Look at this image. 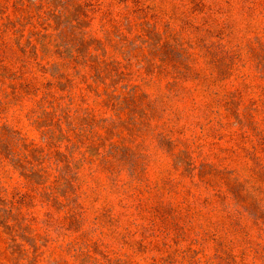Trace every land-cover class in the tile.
Masks as SVG:
<instances>
[{
    "label": "rangeland",
    "instance_id": "374dc122",
    "mask_svg": "<svg viewBox=\"0 0 264 264\" xmlns=\"http://www.w3.org/2000/svg\"><path fill=\"white\" fill-rule=\"evenodd\" d=\"M4 126L0 264H264V0H0Z\"/></svg>",
    "mask_w": 264,
    "mask_h": 264
},
{
    "label": "trees",
    "instance_id": "16d2710c",
    "mask_svg": "<svg viewBox=\"0 0 264 264\" xmlns=\"http://www.w3.org/2000/svg\"><path fill=\"white\" fill-rule=\"evenodd\" d=\"M23 88H28L29 89L30 87H23ZM44 111L46 112V110H44ZM86 114H87L88 117L90 116L89 113H86ZM6 134H10V135H13L15 137H17L19 135V133L9 129L8 127H5V126L4 127H0V135H6ZM17 140L18 141H23L22 138H18ZM32 170L37 171L36 168H32ZM40 171H42V169ZM28 197H29L28 194L26 195V194H20V192H16L14 194V199L17 200V201H12L11 202V206H12L11 208L15 207V203H19V204L26 203ZM11 211H12V209H10V210H0V212H4V213H10Z\"/></svg>",
    "mask_w": 264,
    "mask_h": 264
}]
</instances>
